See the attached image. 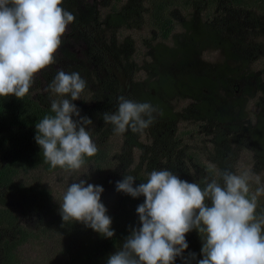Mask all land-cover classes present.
Wrapping results in <instances>:
<instances>
[{
	"label": "trees",
	"instance_id": "trees-1",
	"mask_svg": "<svg viewBox=\"0 0 264 264\" xmlns=\"http://www.w3.org/2000/svg\"><path fill=\"white\" fill-rule=\"evenodd\" d=\"M61 7L73 11L75 20L71 23V31L77 34L80 33L78 22L100 24L103 15L86 6L77 9L72 0H62ZM223 8L243 17L247 27L255 32L252 34L262 40L251 46V42H234L226 36L219 17ZM176 9L191 11L186 41L177 36L174 46L159 45L156 57L162 67L152 64L147 70L149 78L133 82L128 95L120 94L117 81L87 75L78 65L79 73L85 75L81 77L87 82L86 93L91 82L97 85L96 92L100 91L99 95L94 93L90 100L92 105L85 108L84 115L93 122L88 125V130L98 152L93 157H85L82 167L90 169V176L103 187V192H114L112 200H102L107 215L112 218L114 237L106 238L80 222L65 224L52 191L39 178L43 174L71 172L59 166L52 168L46 163L42 149L35 141L36 123L52 114V97L36 95L31 88L22 99L14 95L0 97V264H22L19 251L30 242L56 244L63 256L59 264H104L111 252L122 247L131 230L141 226L136 209L145 197L134 198L116 190V182L126 174L136 178V186L147 182L151 171L167 169L203 188L212 179L222 183L220 173L224 170L238 173L236 149L241 148H248L255 154L256 170L264 169V110L258 111L255 122L247 126L250 120L248 98L255 97L256 91L261 90L264 95V67L258 73L248 74L253 59L264 55V0H128L125 6L106 13L104 25L131 28L133 18L137 20L143 12L148 15L152 30L167 39L175 28ZM124 42L121 48L117 41L110 47L114 54L131 58L134 51L132 41L126 38ZM88 46L94 51V45ZM218 48L222 50L221 63L205 64L201 61L203 51ZM124 72L128 77H134L128 65H124ZM239 83H245V87L238 96L231 86ZM120 96L136 102H149L157 109L158 117L154 115L151 126L155 128L154 136L158 142L146 146L138 138L141 133L129 129L116 134L114 126L105 123L103 114L117 110ZM163 96L171 100H194H191L188 113L179 115ZM78 101L73 103L77 105ZM190 119L195 123L206 121L207 131H214L213 138L206 144L201 143L193 152L180 140L176 127L179 121L190 122ZM173 144L175 149H171ZM133 147L146 155L138 163L121 158L122 149ZM250 187L254 193L260 186L252 180ZM2 194L24 203L27 215L35 217L33 226L22 222L21 213L12 208ZM206 202L210 204V201ZM256 213L264 214V194L258 197ZM186 240L189 247L183 258H176L175 264H198L203 258V241L198 230L187 233ZM190 253H195V258Z\"/></svg>",
	"mask_w": 264,
	"mask_h": 264
},
{
	"label": "clouds",
	"instance_id": "clouds-1",
	"mask_svg": "<svg viewBox=\"0 0 264 264\" xmlns=\"http://www.w3.org/2000/svg\"><path fill=\"white\" fill-rule=\"evenodd\" d=\"M61 4L62 0H0V97L22 99L36 74L56 63L61 37L75 20ZM86 86L78 72L60 69L48 87L51 94L66 97L52 99V114L36 123L35 141L52 168L77 171L85 157L98 152L88 130L92 120L81 117L73 103ZM118 101L116 111L103 114L116 134L129 129L142 133L154 122L157 109L151 103L124 96ZM220 176L222 183L212 179L203 188L167 169L151 171L147 182L136 186L130 174L117 181V191L145 199L136 209L141 226L131 230L107 264H175L189 247L186 234L193 229L203 241L198 264H264V214L256 213L264 186L253 193V176L247 171L224 170ZM103 191L84 180L71 183L60 202L65 224L80 222L106 238L114 237L112 218L101 202ZM190 256L195 258V253Z\"/></svg>",
	"mask_w": 264,
	"mask_h": 264
},
{
	"label": "rangeland",
	"instance_id": "rangeland-1",
	"mask_svg": "<svg viewBox=\"0 0 264 264\" xmlns=\"http://www.w3.org/2000/svg\"><path fill=\"white\" fill-rule=\"evenodd\" d=\"M77 4V9H81L83 6L90 7L102 15L101 20L98 22L100 24H83L78 22V31L79 34L73 33L71 31V24L67 27L65 34L61 37L63 41L61 46L55 54L56 63L42 69L39 73L36 74L34 83L30 87L31 90L36 95H42L47 97L50 95L52 99H63L64 97L55 96L48 91V87L52 80L54 79L57 71L62 69L67 73L71 72H80L79 66L85 69L87 75H97L98 78L106 79L107 81H117L119 92L122 95H128L131 92V85L133 82L143 80L147 78L146 76V64L151 62V57L149 54V49L146 46L145 42L150 40L153 37L152 28L148 22V15L146 13H141V17L133 18L131 28H113L105 27V15L111 9H119L125 6L128 0H72ZM229 8H223L222 15H220V21L223 22L222 28L225 30V35L230 37L234 42H251V46L257 44L262 38H257L256 34L247 27L243 17L235 14L234 12L230 13ZM73 13V11H69ZM74 15V14H73ZM191 11L188 10H175V25L176 32L180 30L179 21L180 18H189ZM75 16V15H74ZM104 22V23H102ZM97 25L98 27H95ZM77 34V35H76ZM130 38L133 44L134 51L131 54V58H126L124 56H115L114 52L110 47L114 45L117 41L118 47L125 45L124 40ZM258 41V42H257ZM94 45V51L90 50L88 45ZM92 47V48H93ZM66 53L69 56H66ZM221 55L219 51L216 50H206L202 55L201 61L206 63L215 64L221 62ZM79 65V66H78ZM123 65H128V68L134 70L133 78L128 77L124 70ZM264 67V55L258 59H253L249 64L248 74L250 72L258 73ZM137 69V71H135ZM247 73V70H246ZM80 76H85L82 73H79ZM264 85V80L262 82ZM247 85V83H246ZM88 92L86 89L81 95L76 106L80 110L81 117L85 115V108L92 105L90 100L96 92L97 85H94V82H91L88 85ZM245 83L234 84L232 89L235 92V95H240L242 93ZM99 91V90H98ZM97 91V92H98ZM263 90L256 91L255 97L248 98L247 110L250 114V120L247 124L250 125L255 122L256 114L260 110H264V95ZM96 95H99L100 91ZM101 96V95H100ZM175 101V100H174ZM171 102L174 109L180 114H187L191 106V100L189 99H180L177 102ZM81 106L83 108H81ZM81 108V109H80ZM76 119H79L77 117ZM203 122V123H202ZM205 124V125H203ZM200 125V126H199ZM177 130L180 137V140L189 147L190 152H193L194 148L201 146V143L210 141L213 138L214 131H207L208 124L206 121H193L190 119V122L184 120L177 123ZM215 130V129H214ZM149 131L144 130L139 136V140L142 141L146 146H150L153 143V140L148 138ZM149 143H148V142ZM206 144V143H205ZM204 144V145H205ZM236 149V148H235ZM121 158H127L138 163L139 159L143 156H146L137 148H127L122 149ZM203 160V159H202ZM204 162L206 159L204 158ZM235 166L237 167V174L243 173L245 171L249 172L253 176V181H256L258 178L259 186L262 187L264 184V169L262 171L256 170V157L255 154L248 150V148H241L240 150L236 149V162ZM192 170V169H191ZM193 171V170H192ZM39 178L43 180V185H45L48 190L52 191V196L54 197L56 203L60 206L62 202L63 195L65 194L67 188L73 182H79L84 180L87 183L97 185V180L90 176V169L83 168L77 171H71L66 174L56 173L51 175H40ZM114 196L113 191H105L101 194L102 200H112ZM2 198H5L10 202L11 207L16 209L21 213L22 222L28 224V226H33L35 223V217L27 215V207L24 206V203L18 200L17 198L2 194ZM27 222V223H26ZM117 251L111 252L112 255ZM20 260L22 264H59L63 261L62 251L56 244L45 243L39 244L38 242H30L26 244L19 251ZM107 259H105L104 264H107Z\"/></svg>",
	"mask_w": 264,
	"mask_h": 264
},
{
	"label": "flooded vegetation",
	"instance_id": "flooded-vegetation-1",
	"mask_svg": "<svg viewBox=\"0 0 264 264\" xmlns=\"http://www.w3.org/2000/svg\"><path fill=\"white\" fill-rule=\"evenodd\" d=\"M198 19V18H197ZM190 22V18H180V21H179V25H180V30L176 32V25L174 23V30L172 31L171 35L167 38V39H164L163 36H161L159 33V35L157 33H155L154 31H152V34H153V37H151L150 40H147L145 42L146 46L148 47L149 49V56L151 57V62L147 63L146 64V70L149 69V67L154 64V63H157L159 64V66H161L162 64L157 60V57H156V52H157V47L159 45H163V46H167V47H172L175 45V37L177 36H180L181 37V40H184V42L186 41V37H187V34H188V31L186 30L187 29V26H188V23ZM196 22V21H195ZM211 50H216V51H219L220 52V55H221V62H222V50L220 48L218 49H211ZM206 51V50H205ZM203 54H204V51H203ZM202 54V55H203ZM115 56H118L117 54H113ZM220 62V63H221ZM230 64L232 66H235V63L234 62H230ZM162 67V66H161ZM123 70H124V65H123ZM137 71V69L135 70ZM134 72V70H132V73ZM134 74V73H133ZM132 74V75H133ZM146 77L149 78L150 74L148 72H146ZM144 80V79H143ZM232 87V86H231ZM244 88V87H243ZM231 89V88H230ZM206 91V90H204ZM234 92V91H233ZM163 98L167 101V102H172L174 100H171L170 98L168 97H165L163 96ZM189 100H194L192 98H188ZM174 102H177V99L174 101ZM178 113V112H177ZM176 114V113H175ZM155 117H158V114L154 113ZM157 119V118H156ZM145 130H148L149 131V135H148V138L149 140H153V143L155 142H158V138H156L154 136V131H155V128L153 126L150 125L149 128L145 129ZM148 142V141H147ZM149 143V142H148ZM151 143V142H150ZM167 147V146H166ZM175 149V145L173 144V147H171V149Z\"/></svg>",
	"mask_w": 264,
	"mask_h": 264
}]
</instances>
